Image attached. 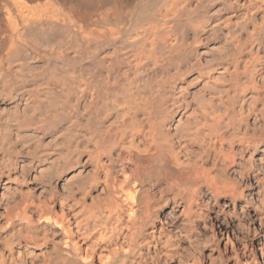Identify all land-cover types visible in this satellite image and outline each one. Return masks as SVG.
<instances>
[{
    "label": "bare ground",
    "instance_id": "obj_1",
    "mask_svg": "<svg viewBox=\"0 0 264 264\" xmlns=\"http://www.w3.org/2000/svg\"><path fill=\"white\" fill-rule=\"evenodd\" d=\"M0 264H264V0H0Z\"/></svg>",
    "mask_w": 264,
    "mask_h": 264
}]
</instances>
